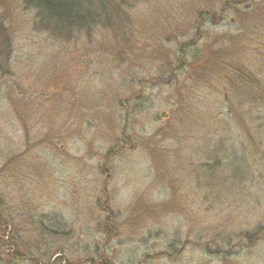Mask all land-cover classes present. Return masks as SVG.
Returning a JSON list of instances; mask_svg holds the SVG:
<instances>
[{
    "label": "rangeland",
    "instance_id": "1",
    "mask_svg": "<svg viewBox=\"0 0 264 264\" xmlns=\"http://www.w3.org/2000/svg\"><path fill=\"white\" fill-rule=\"evenodd\" d=\"M88 1L0 0V264H264V0Z\"/></svg>",
    "mask_w": 264,
    "mask_h": 264
},
{
    "label": "trees",
    "instance_id": "2",
    "mask_svg": "<svg viewBox=\"0 0 264 264\" xmlns=\"http://www.w3.org/2000/svg\"><path fill=\"white\" fill-rule=\"evenodd\" d=\"M29 6L36 11L37 18L39 19L37 25L43 28H49L52 33L56 36L62 33L66 35L72 31H83L90 32V25L94 20L99 19V15H95L91 11V2L88 0H27ZM236 75L242 78V83L247 86L252 84V80L247 79L244 75L237 70H234ZM250 80V81H249ZM256 89L258 93H264V87H261L257 83ZM251 87V86H250ZM259 102V101H257ZM261 107H263L264 102L261 100ZM258 106V104H256ZM258 114V113H257ZM264 118V114H259ZM263 123H264V119ZM239 171H235V174L238 175ZM32 219V218H30ZM33 227L35 226L36 231L35 237L46 239V241L51 243H60L64 239V234L59 230L48 229L45 225L42 224L41 220H35L32 223ZM1 235H6V231L1 230ZM99 264H111L109 260L105 258L99 259Z\"/></svg>",
    "mask_w": 264,
    "mask_h": 264
},
{
    "label": "water",
    "instance_id": "3",
    "mask_svg": "<svg viewBox=\"0 0 264 264\" xmlns=\"http://www.w3.org/2000/svg\"><path fill=\"white\" fill-rule=\"evenodd\" d=\"M160 116H161L162 118H164V117H165V114H164V113H162Z\"/></svg>",
    "mask_w": 264,
    "mask_h": 264
}]
</instances>
